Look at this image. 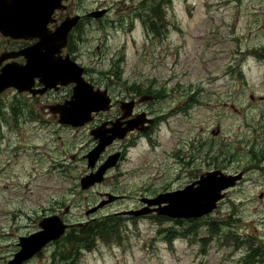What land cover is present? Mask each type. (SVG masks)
I'll return each instance as SVG.
<instances>
[{
	"label": "rangeland",
	"instance_id": "obj_1",
	"mask_svg": "<svg viewBox=\"0 0 264 264\" xmlns=\"http://www.w3.org/2000/svg\"><path fill=\"white\" fill-rule=\"evenodd\" d=\"M79 11L95 12L77 55L85 79L118 105L164 90L143 102L158 121L142 138L112 145L102 161L120 150L124 158L102 184L83 190L97 144L91 126H66L44 110L30 120L38 107L28 95L1 94L0 264L45 217L88 226L135 209L147 213L123 217V244L96 239L86 249L79 241L91 231L67 240L69 230L25 264H264V0H81ZM65 96L53 93L49 102ZM213 170L245 171L214 213L146 217L163 203L141 204V197L183 189ZM109 193L123 199L86 214Z\"/></svg>",
	"mask_w": 264,
	"mask_h": 264
},
{
	"label": "flooded vegetation",
	"instance_id": "obj_2",
	"mask_svg": "<svg viewBox=\"0 0 264 264\" xmlns=\"http://www.w3.org/2000/svg\"><path fill=\"white\" fill-rule=\"evenodd\" d=\"M140 1L143 4L145 0ZM154 7V15H158L159 11L157 10L156 5ZM80 8L81 0H0V28L4 30V32L0 30V78L7 80L6 77H11V81H16L17 72L20 69L21 71H27L26 73L29 77L31 75H34L33 84L29 89L19 90L18 87L11 85L10 87L0 92V95L6 94L11 90H15L18 94L23 93L28 95V97L31 99V102H34L39 108H33L30 111V114L27 116L30 120L34 115H38L37 110H44L45 112H50V114L53 115H55V113H59L55 112L54 108L62 107L61 104L69 102L72 99L75 88L77 86V82L75 80L65 81L62 79V77L68 78L73 76L76 78L78 76L77 68L84 70L83 77L85 76V73L88 72V69L84 68L81 65L78 59L79 57H77V55L79 54V49L81 47L80 42L83 37V27L87 25L86 20H88L90 17L95 16L93 15V13L95 12L81 14V11H79ZM106 13L107 12L98 16H105ZM154 19L156 20V18ZM65 22H68V26H70V30L67 35L65 31L61 29ZM6 32L10 33L6 34ZM46 58L52 64L50 67V72L52 75L50 74L51 77H49L52 78V82L57 81V84H46L42 80L40 74L42 73V67L44 66L43 61ZM32 67L38 68L34 69ZM7 73H10V75ZM59 79H61L63 83H60L61 81ZM85 81L92 85L95 91H100V88H96L91 82H88L86 79ZM156 90L157 91L155 92L151 90L144 91L142 92V98L140 97L141 99L139 101L136 99H132L130 100V102H122V105H118L115 99H113L112 97H108L110 102L105 105L106 109L93 113V120L85 124L84 126H81L84 128L91 126L90 131L97 142V146L99 143V139L95 138V135L93 134L94 132L100 130L106 132V135L109 136L113 134V129L116 130L118 129V127L125 128L127 126V123L130 121H133L140 117L145 120L144 125H142L139 130L135 129L131 132H128L125 138H117L109 146L106 147L105 151L102 153L99 161L95 166V170H98V168L102 164H104L106 160L114 155H119V159L117 165L107 171L105 179L108 172L115 169L119 165L120 160L124 158L123 151L120 150L116 151V153L109 154L108 158L102 161L106 151H108V149L112 145L119 141H128L132 140L133 138H142L153 130L154 125L158 121V118L150 117V112L146 111L145 108H143V102H153L155 100V96L158 97L160 92L163 91L160 88H156ZM69 91L70 94L66 95L69 93ZM53 93L66 96L63 99L50 103L49 101L51 99L49 96ZM66 103L64 104V106L66 105ZM130 104H133L131 105V108L129 107ZM184 106L187 105L185 104ZM20 109L24 110V108ZM185 115H188L187 111ZM55 116L57 117V121L61 123L60 113L58 115L56 114ZM40 120L41 119L39 118L37 121ZM66 126L74 127L72 125ZM218 133L219 132L212 131V134L214 135H218ZM0 134L1 139H4L5 135L2 128H0ZM96 146L92 150H94ZM189 165L191 166V164H187V166ZM158 171L160 172V170ZM216 171L219 170H213V172ZM244 172L245 171H243L242 174H239L241 176V179L238 182V185L244 180ZM162 173L163 172H161L160 174ZM180 189L182 188L173 189L168 187L164 192H161L160 194L174 192ZM109 194H106L107 199L109 198ZM115 196H118L119 199H117L113 203L123 199V196ZM143 198H145V196L140 198L141 204ZM167 206V204L163 203V207L159 211H157V213H152L150 215H147L146 217H150L152 219L154 218L156 220H165V218H168L169 216L166 217V215L161 214L160 212H165ZM134 211H137V209H135ZM127 212H119L115 213L114 215L122 216V218H137L135 217V215H128ZM172 220L179 219L169 218L168 221ZM90 221H95V218H91Z\"/></svg>",
	"mask_w": 264,
	"mask_h": 264
},
{
	"label": "water",
	"instance_id": "obj_3",
	"mask_svg": "<svg viewBox=\"0 0 264 264\" xmlns=\"http://www.w3.org/2000/svg\"><path fill=\"white\" fill-rule=\"evenodd\" d=\"M104 13L105 12H102L100 15ZM61 29L65 31L67 35L70 30L68 22H65ZM0 30L4 32L3 29L0 28ZM9 33L10 32H6V34ZM43 65L42 73H39L43 82L46 84H57V81L52 82V78H50V67L52 64L47 58L43 61ZM32 68L36 69L38 67ZM77 71L78 76L76 78L73 76V78L62 77V79L65 81L75 80L77 82V86L71 101H69L65 106L54 108L55 112L60 113L61 123L72 125L74 127L84 126L87 122L92 121V114L94 112L106 109L105 105L110 102V100L105 96V93L94 91L93 86L83 79V69L77 68ZM26 72L27 71H21L20 69L17 72L16 81H11V77L7 78V80L0 78V92L11 85L18 87L19 90L29 89L33 84L34 75L29 77ZM7 74L10 75V73ZM59 80L61 81L60 83H63L61 79ZM131 105L133 104L129 105L130 108ZM144 123L145 120L140 117L128 122L125 128L118 127L116 130L113 129L112 135L107 136L106 132L100 130L93 133L95 138L99 139V143L96 148L88 155L89 169L92 171L81 179V187L83 190H88L97 184L102 183L105 179L106 172L117 165L119 155H114L106 160L105 163L98 168V170H95V166L106 147L117 138H125L128 132H131L135 129L139 130L140 127L144 125ZM240 179L241 176L238 174L237 176H231L230 174H224L217 171L209 172L207 173L206 177H202L201 180L193 185L188 186L183 191L163 194L155 199L143 198L142 202L147 203L148 205L162 203L167 204L168 206L166 211L160 213L172 218L200 219L213 213L217 209L218 203L225 198V191H227L228 188L234 187L237 184V181ZM108 197L109 198L107 200H104L98 206L91 208L86 214L90 215L91 213H96L101 208L119 199L118 196L113 194H109ZM146 213L147 211L145 210L127 212L128 215L135 216H141ZM83 225V223L77 224L78 227ZM39 226L40 230L38 232L30 234L29 236L20 237V250L8 262V264H24L25 262L31 260L50 243L58 241L64 237L66 232L74 225L65 223L63 218L59 215H53L45 217L39 223Z\"/></svg>",
	"mask_w": 264,
	"mask_h": 264
},
{
	"label": "trees",
	"instance_id": "obj_4",
	"mask_svg": "<svg viewBox=\"0 0 264 264\" xmlns=\"http://www.w3.org/2000/svg\"><path fill=\"white\" fill-rule=\"evenodd\" d=\"M162 35H164V31L161 30L160 37ZM160 94L161 98H163L164 90L161 91ZM122 222H124L122 216H107L100 220L93 221L88 226L85 225L83 227L72 228V232L67 234V240L80 234H87L88 231H91L88 239L81 237L79 241L80 246L90 249V247L95 244L96 239H102L107 244L118 243L121 245L128 237V230L126 227L122 229Z\"/></svg>",
	"mask_w": 264,
	"mask_h": 264
}]
</instances>
